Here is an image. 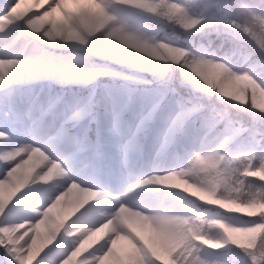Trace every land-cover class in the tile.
Masks as SVG:
<instances>
[{
	"label": "snow or ice",
	"instance_id": "snow-or-ice-1",
	"mask_svg": "<svg viewBox=\"0 0 264 264\" xmlns=\"http://www.w3.org/2000/svg\"><path fill=\"white\" fill-rule=\"evenodd\" d=\"M69 3L74 6L69 7ZM20 6L21 0H0V34L9 35L18 28L38 34L36 21L39 18L48 22L47 34L53 42L57 38H63L65 42L78 44L87 56H103L120 63L129 62L136 67L148 68L167 79L166 67L153 65L149 68L139 64L123 47L112 42L118 34L127 32V25L116 12L138 7L127 0H49L48 9L43 11V15L32 8L18 11ZM212 8L223 10L224 16L230 19H217V15L210 11ZM140 10L149 15L159 14L188 33L202 32L208 25L222 24L224 28H217L216 31L227 33L231 37L237 35L231 31V28L236 27L232 21L238 17H249L243 31L251 44L233 39L231 47L222 56L211 51L210 47H194L191 41L178 44L177 47L183 49L182 55L191 56V60L178 66L181 83L202 94L219 95L218 89L221 86L213 84L211 76L214 61L231 63L237 55L242 56L250 74L264 78V58L256 51V48L264 49V14H257L247 5L246 0H227L225 4L218 3V0H208L207 3L203 0H145V6ZM35 66L31 59L0 57V68L3 69L0 71V86L8 88L21 73L28 72ZM71 72L89 79L100 74L82 67H73ZM176 105L177 112L169 122L162 150L172 144L177 136L184 134L189 143L199 144V151L193 150L187 167L163 173L154 172L151 176L131 183L123 196L105 192L76 175L78 158L92 151L87 130L80 134L73 131L76 122L86 115L83 110L75 111L55 131L42 138L35 135L39 125L34 120L33 140L29 143L12 141L10 129L0 125L3 128L0 130V141L5 145L12 144L11 147L0 149V186L14 191L11 202L0 213V249L4 250V264H42V253L44 256L56 253L53 264H216L203 254L207 250L220 249H239L247 257H238L239 264H264V131L244 127L239 121L233 120L227 111H205L202 105L182 97L176 100ZM250 114L254 123L264 124V112L253 108ZM3 115L7 118L9 113L5 111ZM150 116L151 112L144 120ZM116 119L118 122L119 113ZM189 120L194 123L198 120L199 127L186 132V122ZM116 131L119 132V128ZM139 131L137 128L128 137L124 146L126 154L138 147ZM233 144L237 145L234 149L231 147ZM40 163L44 167L35 171ZM33 164L34 167L29 166ZM56 169L60 170V174L49 184L34 182L37 177L42 178L44 173ZM18 170H22L26 177L23 182H20ZM202 175L203 179H199ZM229 177L235 178L237 191L244 190L248 193L247 198L234 196L230 191L221 195V190L228 187ZM177 180H199V186L204 191L219 197L217 203L232 201L243 207L237 212H225L215 205H206L202 214L203 228L193 229L186 226L187 206L194 203L187 195L179 206L170 205L163 200L151 206L136 203L137 211L147 220L143 227L151 233L147 238L137 232L135 227L121 222L118 210L121 205L130 206L128 198L132 194L151 185L179 190ZM177 184L179 186L174 187ZM71 185L89 191L94 196L91 202L101 198L110 201L112 210L99 213L102 219L97 217L95 205L91 202L77 216L93 227H99L101 223L113 219L111 232L95 246L79 250L78 241L66 239L65 232L61 231L50 245L52 247L46 248L47 252L44 249L38 254L30 237L21 241L13 239L16 225L24 220L30 222L29 227L36 225L44 209ZM37 194L41 195V200L32 201ZM46 194L50 198H45ZM25 208H37L38 213L25 214ZM14 209L22 210L19 218H14ZM244 217L247 219H243ZM119 241L127 242V250L123 254L117 250Z\"/></svg>",
	"mask_w": 264,
	"mask_h": 264
},
{
	"label": "rangeland",
	"instance_id": "rangeland-1",
	"mask_svg": "<svg viewBox=\"0 0 264 264\" xmlns=\"http://www.w3.org/2000/svg\"><path fill=\"white\" fill-rule=\"evenodd\" d=\"M68 6L73 7L74 5L70 3ZM23 7L25 5H21L18 11H22ZM37 36L38 34L35 33L31 35L27 34L22 28L13 30L9 35L0 34V50H10L18 42H21L23 45L22 51L24 50L22 57L25 60H33L36 65L30 71L21 73L8 88L0 86V125L10 129L9 135L12 132L17 133V131H22L20 133L24 134L29 142H32L34 120L39 125L35 135L37 138H42L48 133L55 131L75 111L83 110L86 115L76 123L77 126L74 132L80 134L86 129L88 136V130L91 127L94 135L93 138L88 136L92 145V151L78 158L76 173L78 176L80 175V179L82 178L85 181L89 180L88 182L94 187H98L105 192H108L109 189V182L107 180L109 167L106 165V160L108 157L113 156L112 153L116 154V160H119L118 162L121 161L124 164L125 168L123 169V173L130 174L132 171L137 172L135 176L136 181L151 176L154 172L163 173L188 166L193 156V150L199 151V144L189 143L184 134L179 136L180 139L174 151H170L166 155L162 151V140L167 132L171 118L177 112V105L172 102L160 106L158 113L154 116L152 124L148 129L150 132L144 137L143 142L140 144L137 143L138 147L136 149L129 151L127 154L125 153L124 146L127 144L128 137L136 132L142 118L149 113L150 107L158 102L160 95L154 93L135 94L133 97V103L135 105H133L131 112L126 117H123L121 114V109L127 103L126 97H121L113 92L111 93L104 86L101 87L102 97L100 109L94 110L89 104L93 90L92 87L87 94L82 96H63L57 93L50 95L42 94L40 102H36V98L40 95V83L38 80L44 76L59 85L70 82L84 85L92 78L89 79L83 75L73 74L71 72L73 67L87 68L90 71H97L103 75L108 74V70L103 66L82 63L74 57L59 58L40 56L37 52L38 45L41 44L47 47L57 46H54L55 42L42 44L37 39ZM61 43L66 46L60 48H67L70 47L67 45L72 44L71 42ZM42 65H52V67L46 68ZM116 75L121 77L120 73H116ZM47 108L48 112L44 114ZM5 111L9 113L7 118L3 115ZM117 113H119L118 122L116 119ZM117 128H119V132L116 131ZM0 130H3V128H0ZM192 130L191 127H186V132H191ZM1 144L2 141H0ZM176 150H179L178 154ZM84 165H88V167L85 168ZM0 175H2V171H0ZM128 183L131 184L134 182L133 180L132 182H126L121 192L127 191ZM176 183L180 184L179 190L158 185L144 186L141 190L135 192L136 194H132V197L136 202L142 201V203L145 202L144 204L152 203L154 205L163 200L170 205L179 206L181 203H177L176 199L187 194L181 192L185 185L179 180ZM191 191L192 189H189V192ZM101 199L102 201L106 200L105 198ZM101 199L98 201L100 202ZM98 201L91 203L95 205ZM135 230L140 233L139 226H135ZM120 242L117 243V250L123 254L127 250V242ZM3 251V249H0V264H4ZM210 251L207 250L203 255L209 261H212L211 259L213 257Z\"/></svg>",
	"mask_w": 264,
	"mask_h": 264
},
{
	"label": "clouds",
	"instance_id": "clouds-1",
	"mask_svg": "<svg viewBox=\"0 0 264 264\" xmlns=\"http://www.w3.org/2000/svg\"><path fill=\"white\" fill-rule=\"evenodd\" d=\"M127 2L138 6L137 8L131 9L132 11H140L148 14L140 10L145 6V0H127ZM218 3L225 4L227 0H218ZM246 3L257 14H264V0H246ZM32 4L37 8L35 11L43 15V11L48 9L49 0H32ZM41 5H45L43 11H39V6ZM220 18L230 19L224 16V14L217 15V19ZM150 19L159 24L160 27L145 31L142 26L132 25L121 18L122 22L127 25V32L118 34L112 42L118 47H123L125 51L136 58L139 64L149 68L153 65L166 67L168 69L166 74L167 79L153 72L156 75L157 81L162 86L167 87L173 74L180 71V67L178 66H180L182 62L191 60V56L182 55L183 49L177 47V45L182 42L170 37L164 31L165 27H175V24L159 14L150 15ZM249 20V17H238L232 21L236 27L231 28V31L237 33L236 36L232 37L234 40L240 43L251 44L249 37L243 31ZM47 24L48 22L41 21L37 18L36 27L39 29L37 39L42 44L53 42L47 34ZM207 27L212 31H216L217 28H224V25L214 24L208 25ZM54 42V46H66L61 43L65 42L63 38H57ZM67 46L80 47L78 44H70ZM252 46L255 47V45ZM256 51L264 58V49L256 48ZM195 54L196 53H193V55ZM214 65L215 67L211 69L212 82L213 84L221 86V88L218 89L219 95H217L221 103L229 108L239 109L247 113H251L253 108H258L260 112H264V78L254 77L253 74H250L247 71V64L244 62L242 56L237 55L233 57L231 63L215 60ZM2 70L3 69L0 68V71ZM258 80L260 82H258ZM258 96L261 102L257 101ZM250 100L252 101L251 103L249 102ZM29 166L34 167V164ZM18 174L20 176V182H23L26 179L23 171L18 170ZM59 174V169L46 172L43 174L42 178L37 177L34 182L47 185ZM199 179H203V175ZM180 181L185 185L182 192L194 200L193 204L187 206V227L193 229L203 228L202 214L206 205H215L225 212H237L243 207V205L235 204L232 201H220L217 203L219 197L204 191L203 188L199 186V180H193L191 183H189L190 180ZM227 184L228 187L221 190V195H225L230 191L234 196L238 195L242 199L247 198L248 193L246 191H237L234 177H229ZM178 186V184L174 185V187ZM189 189H192V191L189 192ZM13 196L14 191H9L3 186H0V213L5 210ZM45 198L50 197L46 194ZM93 199L94 196L89 191L82 190L79 186L71 185L68 189L60 192L52 203L44 209L43 214H41V219L36 225L29 227L28 225L30 222L27 220L16 225V232L13 233V239L21 241L25 240V237H30L33 247L38 254L54 243L59 233L64 231L67 239L78 241L79 250H87L89 247L99 243L105 235L113 230L114 222L113 219H109L107 222L101 223L99 227H93L83 222L81 218H78L77 214ZM128 204L130 206L125 207L121 205L118 210L121 222L130 227H144L147 220L143 214L137 211L135 207L136 201L133 197L128 198ZM58 209H67V211L60 213L57 211ZM23 212L25 214L38 213V209L25 208ZM97 217L102 219L99 213H97ZM22 229L26 230L21 231ZM17 233H19L18 236Z\"/></svg>",
	"mask_w": 264,
	"mask_h": 264
},
{
	"label": "trees",
	"instance_id": "trees-1",
	"mask_svg": "<svg viewBox=\"0 0 264 264\" xmlns=\"http://www.w3.org/2000/svg\"><path fill=\"white\" fill-rule=\"evenodd\" d=\"M203 2L207 3L208 0H203ZM210 11L216 15L224 14L223 10L217 8H212L210 9ZM116 14L132 25L142 26L145 31H149L151 30V28L160 27L159 24L150 19L149 14L142 13L140 11L120 9L116 12ZM164 31L170 37L178 39L181 42L191 41L194 47L200 45L210 47V50L214 51L218 56L224 55V53L229 50L233 42V38L227 33L212 31L209 28H205L204 30H202V32L188 33L175 26L165 27ZM37 52L40 56L59 58L74 57L82 63L91 64L93 66H103L108 70V74H99L84 85L74 84L72 82L59 85L52 82L48 77L44 76L42 77V79L38 80L40 83V95L36 98V102H40V97L42 94L50 95L53 93H57L58 95L63 96H82L87 94L92 87L93 90L90 96L89 104L94 110L100 109V101L102 97L101 87L104 86L109 92L118 94L121 97H126L127 103L121 109L122 116L126 117V115L131 112L133 105H135L133 103V97L135 94L139 93L142 95L147 93H154L156 95H160L158 102L154 104L155 108L153 105L149 109V113L151 112L150 118L144 120V117L149 114L147 113L141 120V122H144L143 124L140 123L138 127L140 129V131L137 133L138 143H141L144 140L146 134L149 132L148 129L152 124L154 116L158 113L160 106L168 102L176 104V100L181 97L185 100L191 101L194 104L202 105L205 111L211 109L227 111V113L233 120L239 121L244 127H255L264 131V124H261L259 122L254 123V118L250 113L227 107L225 104L220 102V99L217 98L216 94L210 96L202 94L194 91L191 87L182 84L181 73L179 71L173 74L169 85L165 87L157 81L154 72L148 68L136 67L129 62L120 63L103 56H87L84 49L81 47L60 48L47 47L40 44L37 46ZM116 73H120L121 77L117 76ZM257 101L261 102L259 96L257 97ZM47 112L48 108L45 110L44 114H46ZM76 126L77 124H75V128ZM187 126L191 127L192 129L198 128L199 121L196 120L194 123L193 120H189L186 122V127ZM75 128L73 130H75ZM93 135V129L90 127L88 130V136L90 138H93ZM179 136L176 137L172 144L164 148L162 151L166 153L170 148L174 150V148L176 147V143L179 140ZM236 146L237 145L233 144L231 147L234 149ZM177 153H179V150L177 151ZM253 191H255V188L253 189ZM184 197L185 196L178 197L176 199L177 203L182 204ZM243 219L247 218L244 217ZM210 254L213 257V259L211 260L215 261L216 264H239L238 257L247 259L245 254L240 252L239 249H233L232 251H228L226 249L211 250Z\"/></svg>",
	"mask_w": 264,
	"mask_h": 264
},
{
	"label": "bare ground",
	"instance_id": "bare-ground-1",
	"mask_svg": "<svg viewBox=\"0 0 264 264\" xmlns=\"http://www.w3.org/2000/svg\"><path fill=\"white\" fill-rule=\"evenodd\" d=\"M70 4V3H69ZM21 5H25V7H23V10L27 9V8H32L33 10H37L36 7L33 6L32 4V0H21ZM45 7V5H41L39 6V11H43V8ZM22 10V11H23ZM59 15V14H57ZM20 29V28H18ZM27 34L31 35L32 32L22 28ZM12 33V32H11ZM34 34V33H33ZM3 36V35H2ZM36 36V35H35ZM22 47L23 45L21 44V42H18L14 47H12L10 50H7V51H2L0 50V57H3V55H7L9 57H17V58H20V59H23L25 60L22 55H24V50L22 51ZM26 56V55H25ZM3 119V118H2ZM22 132V131H20ZM20 132L17 131L16 132H12L11 133V138H12V141L14 142H24V143H29L27 137L24 135V134H21ZM30 133V132H29ZM5 146L7 147H11L12 144H8V145H5L4 142H2V144L0 145V149L4 148ZM118 154V153H117ZM111 155V154H109ZM113 156H110L108 157V159L106 160L108 167H109V172L107 174L108 176V182H109V189H108V192L109 193H112L114 195H118V196H123V194L126 192V191H122L121 190L124 188V186L126 185L125 183L126 182H129L133 180V182H136V178L135 176L137 175L136 171H132L130 174H126V173H123V169L125 168L124 167V164L120 161L118 162L119 160H116V154L115 153H112ZM106 158V157H105ZM122 158V157H121ZM125 162V161H124ZM44 167V164L43 163H40L38 165V167L35 169V171H39L40 168ZM106 168V167H105ZM131 169V168H130ZM128 171V170H127ZM139 171V170H138ZM35 174V172H33V175ZM77 175V173H76ZM78 176V175H77ZM80 176V175H79ZM78 176V177H79ZM80 178V177H79ZM102 178V177H101ZM82 179V178H81ZM85 179V178H84ZM105 179V178H104ZM141 180V179H140ZM89 181V180H88ZM87 181V182H88ZM103 183V182H102ZM129 184V183H128ZM130 185V184H129ZM102 186V185H101ZM104 187V186H103ZM106 187V186H105ZM128 188V187H127ZM107 189V187H106ZM160 189V188H159ZM107 192V191H106ZM144 192V191H143ZM146 193V192H145ZM136 194V193H135ZM140 194V193H139ZM144 194V193H143ZM136 196V195H135ZM148 196V195H147ZM140 197V196H139ZM41 195L40 194H37L36 196H34L32 198V201H39L41 200ZM137 198V197H136ZM141 199V198H140ZM148 199V198H147ZM138 204H142V205H146V206H151L153 205L152 203H147V204H144L142 203V201H139V202H136ZM95 210L97 213H105V212H109L111 211V206H110V201L109 200H103L102 199L100 200V202L98 201V203L95 204ZM58 212L60 213H63V212H66L67 209H58L57 210ZM22 214V210L21 209H14L13 210V216L14 218H19L20 215ZM140 233L142 235H144L146 238L149 237L151 235L150 231L143 228V227H140ZM67 239V238H66ZM120 242V241H119ZM118 242V243H119ZM121 243V242H120ZM123 243V242H122ZM119 245V244H118ZM122 245V244H121ZM95 246V245H93ZM49 247H52V246H49ZM46 252L48 251L47 249L45 250ZM55 255L56 253H53L51 255H48V256H44L43 253L41 254L42 256V264H44V262L46 261L47 264H53L54 260H55Z\"/></svg>",
	"mask_w": 264,
	"mask_h": 264
}]
</instances>
